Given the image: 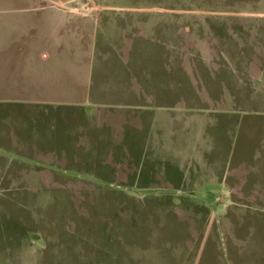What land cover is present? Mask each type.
Listing matches in <instances>:
<instances>
[{"label":"rangeland","instance_id":"374dc122","mask_svg":"<svg viewBox=\"0 0 264 264\" xmlns=\"http://www.w3.org/2000/svg\"><path fill=\"white\" fill-rule=\"evenodd\" d=\"M11 8L73 31L11 38L72 48L30 81L4 56L0 264H264V0Z\"/></svg>","mask_w":264,"mask_h":264},{"label":"crops","instance_id":"0c3cea01","mask_svg":"<svg viewBox=\"0 0 264 264\" xmlns=\"http://www.w3.org/2000/svg\"><path fill=\"white\" fill-rule=\"evenodd\" d=\"M1 2L4 0H0ZM9 1V0H6ZM13 2V0H10ZM34 2V0H32ZM134 2V1H131ZM31 8H26V9H19V10H14V9H1L0 10V70L4 72V74L9 75L11 71H8L6 69V66L4 65V61L6 58L7 59H12L14 60L15 64V69H12V75L15 74L16 76L19 75L21 76L20 72V63H22V60H27L23 64V69L24 74L22 77L26 78L28 81L30 79L27 77L26 73H28V70L32 67L35 68V71L39 72L38 66L39 63L51 65L57 62L58 55H63L64 52L66 51H72V48L68 47L66 43H62V40H56L53 37V40H55L54 43H35L32 41H25L24 44L22 45H17V42H10L11 38L13 39H18L21 36H26V34H31V32H28L30 30L33 31L31 34L32 36L37 35L38 39L40 38V33L41 32H47L46 30H49V33H46L45 36H48L50 34H53L54 36L61 35L62 30H65L64 33L67 35V33L70 35L71 31H73V27L71 24H68V18L66 17L67 15H61L60 13H56L53 11L51 12H43L45 14L44 16H40L39 12L32 13ZM34 11V9H33ZM50 13V14H48ZM42 14V13H41ZM12 15V16H10ZM72 28V29H71ZM9 30L11 31V35L8 36ZM23 34V35H22ZM36 37V38H37ZM45 41H47V37H45ZM31 40V39H30ZM34 40V39H33ZM51 44V45H50ZM53 44V45H52ZM15 48L16 50L11 52V49ZM6 56V58H4ZM46 56V58H44ZM41 58L45 61H41ZM30 62V65L28 62ZM60 61V60H59ZM64 79H50V76L46 77V82H43L45 84L44 90H42L39 86L42 83L41 76L38 77H33V85H37V88H34L31 94L27 96L26 99L28 98H36L39 96H42L40 93L42 91H45L48 93L47 95H44L47 98H66L67 95V79H66V64H64ZM29 67L28 70L25 68ZM19 73V74H18ZM61 73H63L61 71ZM21 81L22 78L20 77ZM25 79V80H26ZM60 83L62 85V90L61 91H55L50 89V85L54 82ZM8 82V80H7ZM8 83L5 84L4 87H6ZM69 91V90H68ZM11 96V95H9ZM9 96H3V98H9ZM11 98V97H10Z\"/></svg>","mask_w":264,"mask_h":264}]
</instances>
